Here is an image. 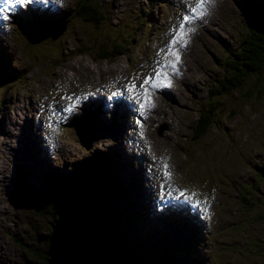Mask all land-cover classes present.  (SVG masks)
I'll use <instances>...</instances> for the list:
<instances>
[{"label":"rangeland","instance_id":"1","mask_svg":"<svg viewBox=\"0 0 264 264\" xmlns=\"http://www.w3.org/2000/svg\"><path fill=\"white\" fill-rule=\"evenodd\" d=\"M75 1L62 0V4H56L51 0V4L59 15L63 7L69 13ZM95 1L106 10L109 18L106 23L95 25L76 14L48 37L40 36V31H35L32 37L21 36L12 25L13 30L0 39V76L11 73L0 85V264H43L40 255L48 248L47 216L32 209L34 206L24 199L23 183L40 192L44 180L52 178L55 172L70 173L78 161L94 163L92 154L107 156V163L101 162L100 167L116 182L112 193L120 202H112L109 218L112 221L117 214L126 217L123 231L126 250L129 242L135 243L129 247L134 259L127 264H148L166 257L167 251L188 231L179 230V224L171 218L160 226L152 225L145 215L137 221L131 208L128 191L138 207L135 187L140 177L138 168L131 166L154 165V173L164 175L165 163L168 169L173 168L175 178H169L162 191L170 192L168 198L173 203L181 196L175 185L178 181L199 186L190 185L200 195H195V200L205 196L206 212L200 227L195 229L203 233L199 247L203 249L205 263L264 264V71L248 77L229 95L215 94L212 100H221L217 103L218 121L195 143L188 139L200 101L207 100L211 92L208 86L223 70L224 57L231 55L239 47L240 38L247 34L244 1L262 7L264 0H214L207 5L206 15L190 25L194 30L188 33L187 44L175 46L180 56L175 70L165 67L169 61L174 62L169 54L171 41L196 0H179L181 3L175 9L173 0L169 1L163 14L172 15L162 25H148L147 18L138 17L139 14L148 17L150 3L157 0ZM42 4L41 10H33L40 16L50 15ZM129 30L132 39L123 51L109 56L96 51L99 43H108L114 31L125 34ZM105 35L108 40L103 38ZM157 42L161 43L158 51ZM54 48L59 50V57L54 56ZM159 53L160 59L156 60ZM155 66L150 75L163 72L160 82L164 87L150 93L151 103L145 109H151L152 113H145L140 132L131 141L134 145L129 147L136 153L124 145L130 154L122 149L120 136L128 129L120 116L111 113L107 119L93 112L102 123L94 116L88 122L94 133L91 141L85 132L88 124L80 126L85 141L82 144L77 140L76 130L67 124L58 130L57 152L47 153L56 164L49 169L36 166L39 161H34L32 154L39 146L30 139L34 137L28 134V129L31 125L32 131L38 129L33 118L36 99L44 93H54V82H59L60 89V126L70 116L75 119L83 115L75 107L76 102L81 105L90 96L89 102L94 104L97 101L94 94L104 97L102 91L96 90L104 87V81L113 72L135 76L140 73L137 70L148 73ZM20 71L23 75L18 76ZM103 103L110 102L103 100ZM70 107L73 110L67 111ZM161 120L167 122V128L157 134L155 124ZM127 125L130 127L129 122ZM129 157L132 165L128 163ZM135 157L143 162L137 163ZM242 184L250 190L243 193L245 199L240 198ZM138 192L142 200L147 190L140 186ZM105 198L100 199L108 204ZM183 200L194 205L191 199ZM153 203L156 204L154 200ZM197 206L202 209L198 203ZM163 247L167 249L162 251Z\"/></svg>","mask_w":264,"mask_h":264},{"label":"trees","instance_id":"2","mask_svg":"<svg viewBox=\"0 0 264 264\" xmlns=\"http://www.w3.org/2000/svg\"><path fill=\"white\" fill-rule=\"evenodd\" d=\"M244 5L247 34L240 38L239 47L231 55L224 57L223 70L208 87L211 92L208 93L207 100L201 101L188 136L191 144L199 140L218 121L216 110L217 103L221 100H212L215 94L219 95L220 92L229 95L242 86L248 77L264 71V4L260 7L252 1H244ZM73 12L95 25L101 21L106 23L109 19L105 14L106 10L103 11L95 0H76ZM138 17L142 20L147 18L142 14ZM50 25V22L41 25L43 36L49 33ZM131 35V30L125 34L116 32L110 39L113 42L105 36L108 43H99L95 49L103 55H114L125 49V45L132 39ZM119 39L120 42H117ZM54 52L59 57V53ZM21 71L17 73L18 76L23 75ZM7 75H11L10 71L0 76V85L5 82ZM92 158L95 162L91 164H86L85 161L73 164V171L70 173L55 172L52 178L44 180L40 192L34 191L25 183L22 185L21 194L24 199L34 206L32 209L45 214L48 219V233L45 236L48 248L40 255L43 264H127L134 259L135 254L130 252L129 247L135 243H128V252L123 240L126 237L123 233L126 217L117 214L114 220L109 218L112 202L117 200L119 203L120 198H114L115 194L112 193L115 180L107 170L100 167V163H107L108 158L103 154L96 157L92 154ZM249 191L243 185L240 198L245 199L243 193ZM103 197H106L108 204H103L100 199ZM130 205L135 218L140 220L142 213L135 209L133 202L130 201ZM195 229L185 230L183 238L179 239L181 241L167 251L166 257H159L148 264H206L203 253L198 249L203 242V235ZM162 249L164 251L167 248Z\"/></svg>","mask_w":264,"mask_h":264},{"label":"snow or ice","instance_id":"3","mask_svg":"<svg viewBox=\"0 0 264 264\" xmlns=\"http://www.w3.org/2000/svg\"><path fill=\"white\" fill-rule=\"evenodd\" d=\"M48 2L49 0H17V3L19 4L20 7H26L27 5H30L32 3H45L46 4ZM0 3L6 6L3 8H0V13L9 10L11 6V0H0ZM55 3L62 4V0H55ZM212 3H214V0H196L195 6L191 8V13L183 16L181 22L178 25V28L176 29V34L171 41V44L173 45V47L169 49V54L172 57H174V62L169 61L167 65H165V67H171L173 70H175L176 63L179 62L180 60L179 53L178 51L175 50V46L179 45L180 47H184L187 44L188 41L186 37L188 36L189 32L194 30L193 28L190 27V25L195 19L206 15L207 13L206 6ZM3 18L7 19L8 17H3ZM156 75L159 76L160 73L157 72ZM145 85H147L148 87H145ZM158 86L159 85L155 82L154 77H146L144 79V84L141 85V87L144 88L145 103L140 104L141 109L145 108L146 104L150 105L151 103V94L149 92V88H151L152 90H155ZM135 87H136L135 84L131 85L132 89H135ZM72 110H73L72 107L67 109V111H72ZM164 169H165L164 175L170 178L171 172L167 171L168 165L166 163L164 164ZM180 195L184 196L185 193L181 192ZM192 195L195 196L196 193L193 192ZM186 199H191V197H186Z\"/></svg>","mask_w":264,"mask_h":264},{"label":"water","instance_id":"4","mask_svg":"<svg viewBox=\"0 0 264 264\" xmlns=\"http://www.w3.org/2000/svg\"><path fill=\"white\" fill-rule=\"evenodd\" d=\"M90 141V140H89ZM81 143H83L81 140H80ZM72 264H79V263H76V262H73Z\"/></svg>","mask_w":264,"mask_h":264},{"label":"bare ground","instance_id":"5","mask_svg":"<svg viewBox=\"0 0 264 264\" xmlns=\"http://www.w3.org/2000/svg\"><path fill=\"white\" fill-rule=\"evenodd\" d=\"M89 127H90V125H89ZM123 159V158H122Z\"/></svg>","mask_w":264,"mask_h":264}]
</instances>
